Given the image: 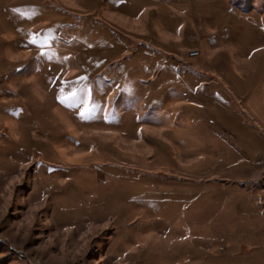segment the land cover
Listing matches in <instances>:
<instances>
[{
    "label": "rangeland",
    "instance_id": "1",
    "mask_svg": "<svg viewBox=\"0 0 264 264\" xmlns=\"http://www.w3.org/2000/svg\"><path fill=\"white\" fill-rule=\"evenodd\" d=\"M0 264H264V0H0Z\"/></svg>",
    "mask_w": 264,
    "mask_h": 264
},
{
    "label": "snow or ice",
    "instance_id": "2",
    "mask_svg": "<svg viewBox=\"0 0 264 264\" xmlns=\"http://www.w3.org/2000/svg\"><path fill=\"white\" fill-rule=\"evenodd\" d=\"M75 95H76V93H71V96H72V97H75ZM58 99H61V102H64V101H63V98L58 97Z\"/></svg>",
    "mask_w": 264,
    "mask_h": 264
},
{
    "label": "built area",
    "instance_id": "3",
    "mask_svg": "<svg viewBox=\"0 0 264 264\" xmlns=\"http://www.w3.org/2000/svg\"><path fill=\"white\" fill-rule=\"evenodd\" d=\"M194 55H196V54H194Z\"/></svg>",
    "mask_w": 264,
    "mask_h": 264
}]
</instances>
